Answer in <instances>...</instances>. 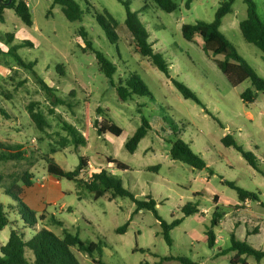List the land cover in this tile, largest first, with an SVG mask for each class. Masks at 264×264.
Instances as JSON below:
<instances>
[{
    "label": "rangeland",
    "instance_id": "374dc122",
    "mask_svg": "<svg viewBox=\"0 0 264 264\" xmlns=\"http://www.w3.org/2000/svg\"><path fill=\"white\" fill-rule=\"evenodd\" d=\"M24 1L31 26L24 25L12 9L4 8L0 15V37L12 33V44L30 41L31 45L17 48L16 54L25 64L32 63L30 68L17 65L7 53L10 44L0 39V141L24 145L28 150L25 160L0 162V173L6 181L28 172L39 185L47 175L44 155L66 171H72L83 156L90 164L80 172V179L88 180L92 173L107 168L135 200L151 198L160 220L179 223L169 231L168 245L152 211H136L130 198L108 200L107 195L94 199L77 181L59 179L55 184L51 178L45 190L50 202L46 212L62 223V227H52L55 234L61 235L63 228L85 244L100 242V251L94 252L93 257L99 258L101 264H155L170 256L185 257L194 264H230L234 253L215 256L217 249L225 248L231 235L250 245L253 238L246 235L242 212L235 218L225 217L227 205L218 208L220 221L211 226L215 212L211 201L215 195L224 204L238 201L236 191L226 183L264 196V94L257 92L252 103H243L240 94L251 89L250 82L245 80L232 87L214 61L222 60V56L205 53L199 36L188 42L181 35L184 24L212 21L222 0H191L188 6V0H173L177 7L169 13L152 1L122 0L147 30L152 49L167 62L169 77L139 54L124 25L125 8L120 0H74L82 11L80 19L74 22L68 21L52 0ZM252 1L257 17L264 23V0ZM102 11L115 20L117 41L110 42L98 24L96 14ZM245 18L246 5L242 0H233L219 29L236 53L264 78V55L246 43L239 31V22ZM80 29L93 50L115 65V84L133 73L140 77L150 95L120 101L115 87L99 70L93 51L85 49ZM171 79L184 84L195 100L182 97ZM40 81L50 90H45ZM30 109L43 116L46 124L42 130L30 120ZM102 119L120 127L121 134L99 135L96 130ZM142 119L150 128L130 153L125 143ZM64 123L72 124L81 133L87 130L86 145L77 149L62 145L61 139L67 137ZM225 135L231 136L238 148L224 146L221 139ZM176 137L200 155L206 168L196 170L170 159L171 142ZM241 152L255 157L257 170ZM106 157L125 164L127 169L118 170L107 164ZM188 202L196 204L197 212L184 216L181 207ZM0 203L5 210L8 203L13 204L2 194ZM202 210L207 212L202 214ZM8 211L9 221L17 220L20 227L18 214ZM124 225L125 229L119 232ZM10 227L0 232L1 243L7 240ZM207 231L220 236L213 248L206 244ZM254 239H259L258 245L264 248L263 235ZM71 251L79 264H94L86 252L74 248ZM247 261L255 264L252 257ZM162 264L181 263L169 260Z\"/></svg>",
    "mask_w": 264,
    "mask_h": 264
},
{
    "label": "trees",
    "instance_id": "16d2710c",
    "mask_svg": "<svg viewBox=\"0 0 264 264\" xmlns=\"http://www.w3.org/2000/svg\"><path fill=\"white\" fill-rule=\"evenodd\" d=\"M3 1V2H2ZM125 8L124 25L130 35L133 42L138 49L139 54L151 61L155 68L169 77L168 64L164 60L160 53L155 52L152 49V45L148 41V33L145 27L139 22L136 13L131 11L129 4L120 0ZM144 3L152 1L158 8L165 12H172L176 9V4L173 0H142ZM188 0L186 6H188ZM246 5V18L239 22V31L243 40L246 43L254 45L264 55V23L256 15V6L252 0H242ZM7 0H0V15L4 8L12 9L16 16L26 26H31V15L28 10V6L24 0H10L9 4H5ZM233 0H222L216 9L213 19L210 22L196 21L194 24H184L181 26L182 38L188 42H192L195 36H199L202 40V50L211 55L212 57L222 56V60L215 59V64L219 71L224 75L227 82L235 87L245 80L250 82V88H246L241 94L240 98L243 103H252L256 98V93L261 92L264 94V78L259 77L251 66L244 61L229 44L224 34L220 31L222 18L231 11V5ZM54 5L61 7L64 17L74 22L80 19L82 11L79 5L74 0H52ZM145 7V5H144ZM96 20L98 24L104 29V32L110 42L117 41V37L114 33V29L117 26L115 20L106 12H97ZM82 36L85 49L93 51L99 70L110 81L111 85L115 87V92L118 99L122 102L127 101L132 96H148L150 95L148 89L143 84L140 77L136 74H129L124 80L119 79L115 84L112 81V76L116 71V67L103 54L93 50L91 42L87 39L83 29L79 30ZM2 41L10 46L7 49V53L14 58L15 62L19 66L30 68L32 63L25 64L22 59L16 54V49L22 46L31 45L30 41L22 40L18 44H12L14 35L12 33H6L0 37ZM2 50L0 48V54ZM175 89L184 98H190L195 100L194 94L182 83L171 79ZM43 88L47 91L50 89L40 81ZM59 101V99H58ZM6 115V113L1 110ZM87 112L85 111V117L87 118ZM7 117V115H6ZM29 118L35 124L38 130H42L45 126V120L39 112H33L29 110ZM86 123V120L85 122ZM149 124L146 120L142 119L141 125L135 130L131 137L125 143V148L128 152L132 153L136 149L140 140L144 137ZM86 129V128H85ZM63 130L66 132V138H62V145L69 144L75 149L79 146L86 145L87 143V130L81 133L72 124L64 123ZM97 133L112 134L113 136H119L122 132L121 128L113 123L108 122L106 119H102L98 123ZM221 143L224 146H233L238 148L235 141L231 136L225 135L221 139ZM51 153H54L52 150ZM242 157L247 163L255 170H257V163L255 157L250 153L241 152ZM28 156L27 147L20 144H7L0 141V162H19L25 160ZM169 157L173 161L181 162L193 169L202 170L206 168L204 160L200 155L194 153L188 144L176 137L171 142ZM42 159L46 164V172L52 175L55 179H67L77 181L86 190H88L94 199L107 196L108 200H112L116 197L130 198L135 203L136 211L145 209L150 210L160 222L161 234L164 241L171 245V238L169 231L172 227L179 223V220H174L170 224L160 220L155 211V203L149 197H146L143 201H137L133 195L123 187L121 180L113 175L107 168H102L97 172L90 175L88 180H82L79 178L80 172L88 167V160L80 156L78 158V164L72 171L63 170L53 159L44 155ZM105 161L109 165H113L118 170H126L127 166L114 158L106 157ZM18 178V179H15ZM10 181H6L4 174L0 173V194L9 198L14 204H7L8 210H12L20 217L21 226L16 224L17 220L11 222L8 219V210H5L0 203V232L6 227L11 226L7 240L5 243L0 242V264H79L73 255L71 249L74 248L77 251H83L92 258L94 264H101L99 258H94L93 253L100 251V242H88L83 243L76 234L68 232L66 229L61 230V235H57L52 231V227H62L61 221L56 219L54 215L49 218L45 217V213L36 214L30 210L23 202L25 195V188L32 186L33 177L30 173L24 172L20 176H16ZM230 188L234 189L237 193L238 202L242 203L246 199L258 200V196L255 193L246 191L233 183H226ZM216 200V196H213L212 201ZM219 207H215V212L211 220V226H216L220 217L217 212ZM181 211L184 216H190L197 212L195 203H186L181 207ZM25 215L27 217H25ZM122 226L118 229L122 232L125 229ZM27 229H32L31 233L27 232ZM206 244L209 248L215 246V235L212 231L206 232ZM230 252L234 254L230 257V264H247V258L252 257L256 264L264 260V250H257L244 241L235 239L233 235L229 238V244L223 250L218 251L217 255H226ZM176 260L181 264H194L185 257H163L159 262L155 264H162L163 261ZM142 264H150L143 262Z\"/></svg>",
    "mask_w": 264,
    "mask_h": 264
},
{
    "label": "crops",
    "instance_id": "0c3cea01",
    "mask_svg": "<svg viewBox=\"0 0 264 264\" xmlns=\"http://www.w3.org/2000/svg\"><path fill=\"white\" fill-rule=\"evenodd\" d=\"M51 178L54 179L55 184L58 183L57 179H55L52 175L47 173V175H45L41 178L42 181L39 182V185H36L35 182L33 181L31 187L25 188V195L23 197V202L25 203V205L30 210L34 211L36 214L45 213L46 218H49V215L46 212V205H49L50 202H49V200L46 199L47 197L45 194V190L47 192V188H49L48 183L49 184L51 183V181H50ZM249 192H251V191H249ZM252 193H254V192H252ZM255 194H257V193H255ZM215 196H216V200L211 201V202H213L215 207L222 208V206L227 205V211L224 213L225 217L234 216V218H235V215H238V213L242 212V215L244 216L243 220H244V223L246 226V235L248 237H252L253 238L252 242L256 243V244L252 243L250 245L247 242L246 243L248 245H250L251 247L257 249V250L263 251L264 248H261V246L258 245L259 239H254V238H260V236H262V235L264 236V231H263V228H264V196H263V194L261 192L257 194L258 200L253 201V200L246 199L242 203L237 201V202H233L230 204L222 203L220 196H218V195H215ZM202 211H205V213L207 212L206 210H202ZM219 221H220V219H219ZM261 224L263 227L261 226ZM219 237L215 236V246L218 243ZM235 239H237V238H235ZM2 243H4V242H2ZM227 246H228V244H227ZM223 249L218 248L217 253H218V251L223 250ZM217 253L215 256H218ZM248 262L249 261H247V264H251L250 262L249 263ZM259 264H264V260L260 261Z\"/></svg>",
    "mask_w": 264,
    "mask_h": 264
},
{
    "label": "water",
    "instance_id": "95a60500",
    "mask_svg": "<svg viewBox=\"0 0 264 264\" xmlns=\"http://www.w3.org/2000/svg\"><path fill=\"white\" fill-rule=\"evenodd\" d=\"M10 0H7V2L5 3L6 5L9 4Z\"/></svg>",
    "mask_w": 264,
    "mask_h": 264
},
{
    "label": "built area",
    "instance_id": "2783aa9c",
    "mask_svg": "<svg viewBox=\"0 0 264 264\" xmlns=\"http://www.w3.org/2000/svg\"><path fill=\"white\" fill-rule=\"evenodd\" d=\"M82 172V171H81ZM202 214H205V211H202Z\"/></svg>",
    "mask_w": 264,
    "mask_h": 264
}]
</instances>
